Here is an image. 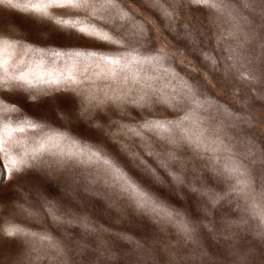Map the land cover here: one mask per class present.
I'll return each instance as SVG.
<instances>
[{
    "label": "snow or ice",
    "instance_id": "1",
    "mask_svg": "<svg viewBox=\"0 0 264 264\" xmlns=\"http://www.w3.org/2000/svg\"><path fill=\"white\" fill-rule=\"evenodd\" d=\"M145 2L160 11L169 29L177 22L176 14L163 0ZM183 3L189 8L211 10L215 13L211 17L213 23L219 17L225 18L229 28L218 36L219 40L238 39L240 34L247 38L239 25V20L247 17L233 0H183ZM239 4L264 19V0H239ZM0 6L47 20L55 29L93 42L91 46L85 43L49 48L16 36L14 29H0V184L6 175L12 179L30 175L38 168L62 169L72 180L79 177L92 184L102 182L120 203L151 212L175 224L185 238H191L193 229L183 214L160 199L143 182V177H134L127 162L108 150L105 138L112 136L115 128L118 143L131 137L141 142L147 139L151 144L154 137L163 145L154 158L181 186L187 182L189 170V161L181 153L191 152L193 158L203 162V168L210 173L209 180L214 176L227 185L226 192L236 197L238 207L239 201L245 202L246 208L242 211H250L257 219L264 238V176L259 190L253 176L256 166L264 172V146L257 147L249 138L243 142L246 151L240 152L235 145L225 142L226 129L235 127L237 121L243 120L255 128L253 105H248L249 114L241 116L216 99L198 76L190 78L178 71L168 51L152 46L154 38L147 23L133 14L122 0H0ZM184 27L185 38L190 37L195 44L198 34L190 25ZM241 49V45L230 46L227 49L230 63L223 66L225 81L232 82L229 87L234 104L240 102L237 94L242 92V86L264 83V68L258 74L251 58ZM201 59L210 71L220 72L219 58L213 52L203 51ZM12 96L22 97L24 103L56 100L55 108L59 111L49 107L50 122L47 117L24 112L20 103L10 99ZM128 107L150 110L151 116L134 122L114 118L117 111L121 117L127 115ZM159 108L178 114L174 118L161 117ZM65 118L66 125L61 123ZM84 120L88 121L87 126ZM86 128H103L104 132L99 138H86ZM133 149L134 144L127 139L120 143L121 152L134 166L159 182L156 170ZM191 190L207 197L211 207L224 199L220 191L207 185L202 191L196 187ZM45 203L46 207H41L56 223L76 222L66 220L68 213H62L55 201ZM6 204L7 200L0 197V206ZM18 207L26 218L35 219V205ZM82 220L86 231L97 230L87 218ZM233 223L228 220L225 226L231 227ZM20 237L24 238L28 255L37 252V246H46L54 252V259L63 255L60 242L47 230L29 229L17 223L14 216L0 224V238ZM117 238L130 239L123 235ZM22 259L23 256L18 258Z\"/></svg>",
    "mask_w": 264,
    "mask_h": 264
},
{
    "label": "rangeland",
    "instance_id": "2",
    "mask_svg": "<svg viewBox=\"0 0 264 264\" xmlns=\"http://www.w3.org/2000/svg\"><path fill=\"white\" fill-rule=\"evenodd\" d=\"M163 2L177 17V22L171 29L167 27L168 21L160 11L149 7L145 0H122L133 14L147 23L154 38L152 46L168 51L173 56L178 71L187 73L190 78L198 76L216 99L241 116L249 114L248 105H253L255 128H250L243 120L237 121L235 127L226 129L225 142L235 145L240 152L246 151L243 142L249 138L257 147L264 146V83L242 86V92L237 94L240 102L234 104L229 87L232 82H226L223 76V66L230 63L227 51L230 46L235 48L241 45V50L251 58L258 74L259 69L264 68V47H261L264 44V19L244 9L239 0H233L241 14L247 17V20H239L240 31L246 33L247 38L240 34L238 39L225 37L219 40L218 36L229 28L224 17H219L213 23L211 17L215 13L209 9L196 6L189 8L183 0ZM185 24L190 25L198 34L195 44L190 37L185 38ZM5 28L14 29L16 36L26 37L29 42L42 47L66 48L85 43L91 46L93 43L77 34L55 29L47 20L31 18L0 6V29ZM205 50L213 52L219 58V73H213L203 66L201 54ZM10 99L20 103L23 111L29 115L47 117L50 122L52 113L49 107L53 111H59L55 108L56 100L48 102L41 99L39 103H24L22 97L12 96ZM126 112L127 115L121 117L117 111L114 118L134 122L151 116L150 110L140 111L132 107H128ZM159 114L161 117L174 118L178 113L159 108ZM256 116H259L258 120ZM61 123L66 125L67 118ZM83 124L87 126L88 121L84 120ZM85 130L86 138H99L104 132L103 128ZM117 139V130L114 128L113 135L105 138L108 150L127 162V168L134 177H143V182L160 199L183 214L193 229L191 238H185L175 224H170L151 212H142L129 204L120 203L102 182L92 184L79 177L72 180L69 173L62 169L38 168L30 175L12 179L5 176L0 184V197L5 198L7 204L0 206V224L14 216L17 223L29 229L47 230L60 242L63 255L54 259L55 253L50 252L46 246H37L38 251L28 255L23 237L16 240L0 238V264H264V238L261 237L257 219L250 211H242L246 208L243 200L239 201L238 207L236 197L227 194L226 184L219 182L214 176L211 180L208 179L210 173L203 168L202 161L193 158L191 152L181 153L189 161L187 182L181 186L154 158L155 153L163 148L154 137L151 144L147 139L141 142L125 137L119 143ZM125 139L134 144L133 150L156 170L159 182L145 176L121 152L120 143ZM149 152L153 155H148ZM193 168L196 169L195 172L192 171ZM253 176L259 190L264 172L256 166ZM205 185L220 191L224 196L215 207L209 205L207 197H201L198 192L191 190L196 187L202 191ZM46 201H55L62 213H68L66 220L76 222L56 223L44 210ZM30 204L36 208L34 220L26 218L18 207ZM82 218H87L97 230L86 231L82 226ZM228 220L234 222L231 227L225 226ZM119 235L130 239H118ZM21 256L23 259L18 260Z\"/></svg>",
    "mask_w": 264,
    "mask_h": 264
}]
</instances>
